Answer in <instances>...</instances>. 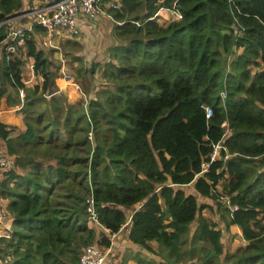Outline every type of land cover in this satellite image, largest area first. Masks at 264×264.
Returning a JSON list of instances; mask_svg holds the SVG:
<instances>
[{"label": "trees", "instance_id": "obj_1", "mask_svg": "<svg viewBox=\"0 0 264 264\" xmlns=\"http://www.w3.org/2000/svg\"><path fill=\"white\" fill-rule=\"evenodd\" d=\"M118 2L108 8L115 42L106 59L76 58L91 90L74 104L53 90L57 67L34 36L46 30L34 24L17 45L2 22L23 1L0 0V107L3 97L19 105L24 124L11 136L0 121L15 164L0 172L13 218L0 259L78 264L82 248L111 245L89 223L113 235L129 222L139 252L120 264H264V0ZM172 7L182 17L160 23L157 11ZM24 56L41 83H24ZM199 197L225 199L221 222L239 228L243 246L224 252L220 223L200 213Z\"/></svg>", "mask_w": 264, "mask_h": 264}, {"label": "crops", "instance_id": "obj_2", "mask_svg": "<svg viewBox=\"0 0 264 264\" xmlns=\"http://www.w3.org/2000/svg\"><path fill=\"white\" fill-rule=\"evenodd\" d=\"M27 1H31V0H27ZM50 1L52 0H32L33 3H41V2L48 3ZM113 1H118V0H113ZM158 12L159 15H161L160 18L162 19L160 23L167 22L170 19H172L171 13L168 10L162 8ZM77 24L79 27V33L75 36H68L62 34L61 32H52L50 34L45 33L44 35L34 34V36L36 43L37 42L41 43L45 39L51 40L53 46L51 49L54 50V53H53V58L51 57L49 58L52 63H56L57 73L59 71L57 77L54 80L55 87H53V90L55 92L58 91L62 92L64 95H66L69 103L83 104L84 102H86L87 93L85 94L82 88L79 86L78 80L77 79L74 80V77L68 76L66 74H64V76L62 77L61 73L64 71V69L65 70L68 69V64L67 62H65L66 60L61 52V48L59 49V44L60 42H64L63 51L65 54L71 52V50L69 49L71 46H78V48L80 49V51L76 55L70 56L69 60L71 62L69 61V63H70V67L73 70L74 69L76 70L78 68L79 63L76 59L78 58V56L81 57V59L83 60L82 63L84 64V66L87 63L102 62L103 60L106 59L108 47L113 45L115 42V39L112 36V29L115 22L108 15H101L97 18L89 19L82 12H79L77 15ZM54 59H58L59 64L57 63V60ZM23 60H24V65L22 66V78L24 83L27 86H32L34 84L41 83V78L39 76H36L33 72V68H32L33 59L24 56ZM78 79L80 80L81 77H79ZM10 92L12 93V96H14L13 94L14 92H12V90H10ZM19 109H20L19 105H9L6 98L5 97L2 98L1 107H0V121L6 123L9 127L12 126L10 127L12 129L11 136L17 135L24 129V124L22 122V116L19 112ZM0 146L5 148V144L3 141L0 142ZM7 203H8L7 199L0 198V210L2 212L7 211L6 209ZM12 219H13L12 216L9 215L8 219L3 220L0 223V232L7 234L8 232L12 231ZM99 230H101V232H105V234L110 236V239H112L111 245L109 247L111 251V249L115 244L114 239L115 237H117L118 233L114 235H109V232L106 229H104L102 226H100ZM3 261L4 260L0 259V264H2Z\"/></svg>", "mask_w": 264, "mask_h": 264}, {"label": "built area", "instance_id": "obj_3", "mask_svg": "<svg viewBox=\"0 0 264 264\" xmlns=\"http://www.w3.org/2000/svg\"><path fill=\"white\" fill-rule=\"evenodd\" d=\"M106 0H52L46 3L41 8H35L33 12L30 14L35 16L34 23L32 24L31 28L34 24H37L43 27L46 30V33L52 32H61L62 34L68 36H75L79 33V27L77 24V15L79 12H82L85 16L89 19L97 18L101 15H108L110 16L104 8ZM109 6L113 8L119 7L118 1H113L109 4ZM171 12V14L175 17V19H180L182 17L181 13L176 10L175 7L172 9H167ZM159 12L155 14L158 15ZM159 16V15H158ZM12 17L5 19L2 23H9ZM7 22V23H6ZM1 25V24H0ZM9 37L10 40H16V44L21 46L24 43V30H31V28H15L10 26ZM42 47L44 49L52 48L51 40H43ZM8 48L13 51L14 47L12 44L8 46ZM23 93L20 92V96L22 97ZM211 112L207 109V115H210ZM222 147V145L217 144L214 146V150L211 153V160H214L217 156L218 150ZM208 164H206L207 166ZM15 168L14 158L6 152V148L0 146V172H9ZM0 173V176H3ZM88 212L90 213L92 219H95V214L93 212L92 207V200L88 199ZM235 206H231V209H235ZM9 213L2 212L0 210V223L3 220L9 218ZM8 229V228H7ZM12 232V231H11ZM2 233L0 232V246H1V239H6L10 237V233ZM114 235V234H113ZM110 247V246H109ZM103 247L96 243L89 244L88 246L82 248L78 264H106L107 256L109 255L110 248ZM109 258V256H108ZM9 261L4 260L2 264H8Z\"/></svg>", "mask_w": 264, "mask_h": 264}, {"label": "rangeland", "instance_id": "obj_4", "mask_svg": "<svg viewBox=\"0 0 264 264\" xmlns=\"http://www.w3.org/2000/svg\"><path fill=\"white\" fill-rule=\"evenodd\" d=\"M22 1H23L22 9L19 12H16L10 16V17H12V19L10 20L9 23L6 22L7 23L6 25L9 28V31L11 29L10 26H13L15 28H22V29L31 28L32 24L34 23L35 16H32L30 14L33 12V10L35 8H41L42 6H44L46 4L44 2L33 3L32 0L31 1L22 0ZM111 2H113V0H106L105 1L104 8H105V11L107 13H108V8L111 7V6H109V4ZM10 17H8V18H10ZM110 17H111V15H110ZM161 20L162 19L159 18V21H161ZM37 44H38V42H37ZM38 46H39V44H38ZM63 46H64V42H60L59 49L61 48V52H62V54L66 60L65 62H67V64H68V69L67 70L64 69V71L61 73L62 77L64 76V74H66L68 76L74 77V80L77 79L79 86L82 88V90L84 91L85 94L87 93L86 95L88 97V93L91 90V89H89L91 82L88 81L87 76L83 75L82 72H84V68H82L83 70H81V71H80V69H78L80 75L82 73V75H81L82 77L79 80L78 79L79 75L77 74L78 73L77 69L73 70L70 67V63H69L70 56L76 55L80 51V49L78 48V46H71L69 48L71 50V52L66 53V54H69V55H66L63 51ZM44 51H46L48 53L49 57L53 58V53H54L53 49L48 48V49H44ZM67 56H68V59H67ZM54 60H57V63L59 64L58 59H54ZM53 65L56 66V63H53ZM81 65H83V63ZM255 70H256V68L253 69V71H255ZM58 73H59V71H58ZM71 81H73V80H71ZM96 83H97V81H96ZM98 88L99 87H95V90ZM85 90H87V91H85ZM22 97H23V95H22ZM10 127H12V126H10ZM16 171L17 172L18 171L23 172L22 169H20V168H16ZM0 178H2V177H0ZM184 188H185L186 192H188V190H191L190 187H184ZM216 190L221 194L224 193V191L222 189V184L218 185ZM198 202H199V204H206V206H207L206 208H203L200 211V213L202 215L207 216V217H209V218L220 223V227L222 229V243L224 246V252H233L238 247L243 246L245 244V241H243V239L240 235V231L236 226H231L229 229H226L224 224L221 222L220 216L222 213H224L223 204L225 203V199L224 200L220 199V201H218V200H210V199H205V198L199 197ZM126 213H127L128 217L131 215V211H129V210L126 211ZM89 218L92 219L91 215L89 216ZM128 223L129 222H127L126 224H124L120 228V231L118 232L117 237H115V239H114L115 244H114L113 248L111 249V251L109 252L108 256H110V257L108 258V256H107L106 264H120L121 263L120 261L122 260L123 256L125 254H129L127 252L130 249L134 253L139 252L138 250L131 248V246L129 244L128 230H127ZM89 224L92 227H94V229L96 231V238H100L101 234L104 233V232H101V230H99L100 226H98L96 223H89ZM195 225H196V221L191 224V230L195 227ZM94 243L95 242H93V244ZM152 244L154 246H156V244L154 242ZM141 254L146 256V257H154V258H156V260H159L157 256L152 255L150 252H147L145 250H143V252ZM10 256H12V255L10 254ZM129 264H135V263L129 261ZM181 264H184V263H181Z\"/></svg>", "mask_w": 264, "mask_h": 264}, {"label": "clouds", "instance_id": "obj_5", "mask_svg": "<svg viewBox=\"0 0 264 264\" xmlns=\"http://www.w3.org/2000/svg\"><path fill=\"white\" fill-rule=\"evenodd\" d=\"M160 9H162V8H160ZM160 9H159V10H160ZM164 9L167 10V9H172V8H164ZM159 10H158V11H159ZM176 10H177V9H176ZM158 11H157V12H158ZM169 12H170V11H169ZM170 13H171V12H170ZM158 15H159V14H158ZM158 15H156L157 20L161 17V15H159V16H158ZM171 16H172V19L177 20V19H175V17H174L172 14H171ZM170 20H171V19H170ZM158 21H159V20H158Z\"/></svg>", "mask_w": 264, "mask_h": 264}]
</instances>
